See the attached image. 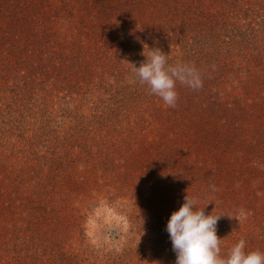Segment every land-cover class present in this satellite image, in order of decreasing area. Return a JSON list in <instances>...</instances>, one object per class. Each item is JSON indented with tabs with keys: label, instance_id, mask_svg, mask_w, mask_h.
<instances>
[{
	"label": "trees",
	"instance_id": "16d2710c",
	"mask_svg": "<svg viewBox=\"0 0 264 264\" xmlns=\"http://www.w3.org/2000/svg\"><path fill=\"white\" fill-rule=\"evenodd\" d=\"M261 22L264 0H0V85L12 80L11 68L20 63L25 72L33 66L26 72V81L31 80V74L33 81L40 82L73 79L79 84L74 87L76 93L82 92V83L88 77L103 75L129 82L133 79L130 62L139 66L145 60L141 55L144 43L167 53L169 64L194 65L201 73L203 86L194 91L177 84L174 108L149 94L146 85L138 87L135 82L137 91L123 94L125 108L134 107L127 111L133 119L123 125L119 124L121 120L116 122L118 136L113 138L144 135L148 121L158 125L153 135L157 140L161 132L167 138L161 144L169 153V171L187 177L169 174L178 208L187 192L199 197L198 207L203 197L215 199V207L210 203L206 213L213 207L214 214L234 215L240 211L246 219L239 223L248 228L236 230L238 222L226 216L218 222L221 254L225 255L241 238L246 241L245 251L264 252ZM31 85L34 87L29 83L22 89L28 91L27 104V96L36 100L35 93H30ZM6 98L0 89V264H101L99 249L89 255L91 259L82 256L83 259L72 251H48L50 243L46 242L44 226L54 224L47 219L57 217L65 229L76 226L70 218L63 217L65 210L57 204L52 207L50 201L53 192L64 190L60 183L67 175L62 173L63 165L46 168L50 158L38 152L36 137L30 136L31 132L26 134L28 126L19 132L18 122L22 118L23 125L27 124L30 105L24 104L23 108L14 98L11 106L5 103ZM139 109L140 114H133ZM213 121L216 123L211 124ZM128 122L133 126L129 127ZM200 123H207L211 133L205 134L210 136L206 138L208 147L201 140L205 136ZM180 138L181 143L176 141ZM181 144L187 149L201 146L204 150L196 154L198 159L191 154L178 156ZM208 149L218 152V156L208 155ZM151 151H156L155 147L152 150L148 146L143 156H153ZM126 177L120 178L124 179L122 182L127 181ZM212 185L218 191L213 193ZM71 210L67 211L69 217ZM166 225L162 239L168 241L164 247L167 252L153 249L149 243L154 241L160 247L159 239L148 234V245H134L136 242L128 240L129 247L110 250L109 255L104 253V264H168L165 254L169 255L170 264H175ZM142 229L144 234L150 233L145 224Z\"/></svg>",
	"mask_w": 264,
	"mask_h": 264
},
{
	"label": "rangeland",
	"instance_id": "374dc122",
	"mask_svg": "<svg viewBox=\"0 0 264 264\" xmlns=\"http://www.w3.org/2000/svg\"><path fill=\"white\" fill-rule=\"evenodd\" d=\"M244 14L250 16L247 13ZM21 66L22 63L18 67L13 65L12 80L5 85H0V89L8 96L5 103H11L13 106L12 99L17 98L19 103L23 104V108L24 104L30 105L31 114L26 119L27 124L23 125L22 118L18 122L19 132L23 126H28L26 134L31 132L30 136L36 137L35 142L39 143L37 144L38 152L50 158L46 168H59L63 165L62 173L67 175V180L66 177L63 178L60 184L65 186L64 190L53 192V198L50 201L53 203L52 207L57 204L65 210L66 215H63L65 219L70 218L73 223H76L75 229L71 227L65 229L59 225L57 217L47 219L50 224H54V227L44 226V229H47L46 242L50 243L48 251H72L80 253L81 257L91 259L89 255H94V250L99 249L97 255L100 257V263L104 264L107 261L102 258L104 253L129 247L130 245L126 244L128 240L136 242L134 245H148L147 241L150 240L145 237L149 234L150 237L159 239L160 247L156 246L154 241L149 243L152 244L153 249L160 250L162 253L167 252L164 247L168 241L162 239V229L164 233V227L170 215L179 208L174 197L175 192L169 184V174H171L169 172H174L169 171L171 169L169 153L161 144V140L166 136L160 132L156 140L153 132L158 125H152L148 121L147 124L145 123L144 135L139 133L133 137L126 134L124 139L114 140L113 138L118 136L115 134L118 128L116 122L119 123L121 120L119 124L123 125L124 121L133 119L127 111L134 107L125 108L123 94L137 91L134 75L130 72L133 79L129 82L119 81L118 77L109 79L103 75L90 77V79L88 77L85 82H81L82 92L76 93L74 87H79V84L76 85L77 82L73 79L58 81L54 78V81L50 79L40 82V79L33 81L31 74V80L26 81V72L29 73L33 66L26 72L21 70ZM29 83L34 85V87L31 85L30 93H35L34 100H36L32 101L27 96V104L25 96L28 91L22 89ZM127 84L130 86L126 87ZM137 84L138 87L143 86L138 82ZM38 93L40 96L37 95ZM88 94L92 95L88 96ZM133 114H140V109ZM128 125L133 126V123L128 122ZM199 127L202 129L203 136L211 134L207 123H200ZM148 133L149 135L145 136ZM206 136L201 140L206 142V138L210 137ZM176 141L181 143V138L180 141L178 139ZM136 143L137 147H135ZM148 146H151L152 150L155 147L156 150L151 151L153 155L151 157L143 156V151ZM205 146L208 147L209 144L206 142ZM178 147V156L186 157V154H191L193 159H198L196 154L204 150L201 146L195 147V150L187 149L183 144ZM211 153L218 156V152H209L208 149V155ZM200 160L204 159L200 156ZM208 161L212 163L211 159ZM251 161L254 165L256 164L253 162L254 159L251 158ZM126 176L130 177L127 179ZM125 177L127 181L122 182ZM207 202V199L203 197L200 204L206 205ZM69 210L73 213L71 217H69L70 212H67ZM116 216L122 217L129 225L127 233L117 228L110 219ZM142 224L149 228L150 233L143 234ZM163 224L162 229H159ZM240 227L248 228L247 225L238 223L236 230ZM165 255L170 264L169 255ZM82 263L83 261L80 264Z\"/></svg>",
	"mask_w": 264,
	"mask_h": 264
},
{
	"label": "clouds",
	"instance_id": "9594fccd",
	"mask_svg": "<svg viewBox=\"0 0 264 264\" xmlns=\"http://www.w3.org/2000/svg\"><path fill=\"white\" fill-rule=\"evenodd\" d=\"M145 45L147 44H143L141 52L145 60L139 66L130 62V71L135 82L147 86L149 94L158 96L167 107L174 108L178 99L177 84L194 91L202 88L201 73L194 65L183 62L169 64L167 53L148 45L146 49ZM173 176L187 178L182 174ZM210 189L213 193L218 191L214 185L210 186ZM205 199L207 204L200 208L199 197L186 192L182 205L173 211L168 219L166 231L175 253V264H264V252L245 251L246 241L243 238L231 246L225 255L221 254L222 238L217 235L219 220L226 216L239 223L246 219V216L242 213L214 214L215 199ZM210 203H213L214 207L211 212L206 213L205 209ZM110 219L117 228L127 233L129 225L122 217Z\"/></svg>",
	"mask_w": 264,
	"mask_h": 264
}]
</instances>
